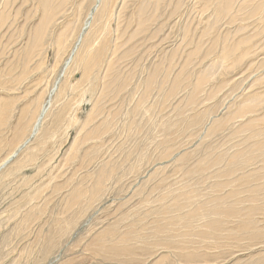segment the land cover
<instances>
[{
	"label": "rangeland",
	"instance_id": "1",
	"mask_svg": "<svg viewBox=\"0 0 264 264\" xmlns=\"http://www.w3.org/2000/svg\"><path fill=\"white\" fill-rule=\"evenodd\" d=\"M45 1L0 0V17L6 19L4 25L0 24V115L7 121L0 135L3 140L8 134L7 139L11 138V127L18 124L27 104L38 110L42 102L49 103L47 94L63 68L61 61L53 71L57 57L47 40L44 50L50 46V51L44 66L48 69L43 67L40 72L45 74L43 79L31 75L22 86L11 90L2 87L20 75L45 14L41 9L51 5V0ZM60 1L64 2L62 13L67 18L54 22L56 30L51 34L69 20L71 44L84 27L85 33L92 34L102 0H59L58 5ZM261 6L264 0H118L116 13L108 21L109 37H115L108 52L111 54L104 58L103 65L93 64L94 91L87 92L90 85H77L82 71L76 72L71 78L74 89L59 103L53 98L41 132L26 141L19 155L0 169V264H264V16L257 11ZM48 13L58 14L54 10ZM109 61L116 65L110 69L111 74ZM105 80L106 86L102 84ZM59 81L63 85L65 78ZM60 110L68 114L61 115L62 120ZM9 152L5 147L0 161ZM18 160H25L26 168L16 171L14 163ZM246 188L254 192L243 191ZM217 197L228 207L240 201L233 210L240 220L221 221L215 214ZM250 205L259 209L246 220V214L254 210ZM192 212L196 218H191ZM174 219L182 220L179 228L171 224ZM185 221H192L193 226L184 227ZM207 221L210 225L220 222L223 231L214 232ZM250 223L255 228L240 227ZM198 231L205 240L199 238ZM212 244L217 248L210 249ZM125 245L140 251L119 254V246ZM204 247L206 250H202ZM194 253L190 261L182 257ZM203 254L209 257L205 259Z\"/></svg>",
	"mask_w": 264,
	"mask_h": 264
},
{
	"label": "bare ground",
	"instance_id": "2",
	"mask_svg": "<svg viewBox=\"0 0 264 264\" xmlns=\"http://www.w3.org/2000/svg\"><path fill=\"white\" fill-rule=\"evenodd\" d=\"M39 1V0H38ZM47 1V0H46ZM45 1V2H46ZM58 1L59 0H51L50 2H51V5H52V3H55V5H58ZM69 1V0H68ZM82 1V0H81ZM154 1V0H153ZM156 1V3H159V2H162V1H164V0H155ZM235 1V0H234ZM76 2V1H75ZM118 2V0H102V4H101V7H100V9H99V11L97 10V12H98V15H97V18L94 20L95 21V25H94V28H93V30H92V34L90 33V34H87V33H85V27L83 28V29H81V31H79V34H77L76 36H75V38L72 36V38H74V42L71 44L70 43V41H71V35H69L68 34V32H69V29H70V27H71V20H69L68 21V23L67 24H65V25H63V27H62V29L60 30V31H57L54 35L53 34H51L54 30H56V29H54V22H56L57 20H59V19H66L67 17L65 16V14H63L62 13V7H63V5H64V2H61L60 1V3H59V5L58 6H51V5H49L48 4V6H45V5H47L46 3L45 4H43L45 7H44V9H41V10H43L44 11V16L42 17V19H41V23H40V25L36 28V32H35V35L33 36V45H32V49L28 52V53H26V56H25V63H23L24 65L21 67V73H20V75H18L17 76V78L15 79V80H13L12 82H10V84H9V86H7V85H5V86H2L4 89H10V88H16L17 86H22L23 85V83L25 82V80L27 79V78H29L31 75H34L36 78H37V80L38 79H41L42 77H44V75L42 76L41 74H40V72H41V70L43 69V67L45 66V64H46V62L48 61V55H49V48H50V46H49V48H46L45 50H44V47L47 45V40L48 41H50L51 42V45L54 47V51H55V54H56V57H57V60H56V66H54L53 67V71L54 72H56V69L59 67V65H60V63H61V61H63V63H61V64H63V65H61V66H63V68H62V71L60 72L61 74H60V76H59V79L53 84V87L52 88H50V91H49V94H47L48 95V99L50 100L49 101V103H48V101L46 102V103H41V105L38 107V110H33L32 109V106L30 105V104H27L26 105V107L24 108V109H22L23 111L21 112V114L19 115V119H18V124L16 125V126H13V127H11V131H12V135H11V138L10 139H7V137L10 135V134H8V135H6V139H2V137L0 138V153L3 151V149L5 148V147H8V150L10 149V152L8 153V155L5 157V158H3L1 161H0V169H3V167H5L6 165H8L9 163H11L12 161H13V158H15L16 156H17V153H18V151H20L24 146H25V144H26V141H29L30 139H32L33 137L35 138L36 136H37V134L38 133H40L41 132V128H42V126H43V122H44V120L50 115V108L52 107V101H54V97H55V99H57L58 100V103L61 101V99L68 93V91L70 92V90L72 91V89H74V84H73V81H72V79L71 78H73L74 77V74L76 73V72H78V71H82V78H81V81L77 84L78 86H83V85H86V86H88V85H90V87H88L89 88V90H88V88H87V92L88 91H91V93H92V91H94V86H93V83H92V80H91V77L93 76L92 75V71H93V64L96 62L97 64H99V65H103V63H104V58H106V56H107V54H108V52L110 51V49L112 48L111 47V40H113V39H111V36L109 37V35H110V33H109V30L111 29H109V27H108V21L113 17V15H115V6H116V3ZM119 2H120V0H119ZM66 3H67V1H66ZM152 3V2H151ZM74 4V3H73ZM119 4V3H118ZM227 4V3H226ZM40 5V4H39ZM120 5V4H119ZM41 7H42V5H40ZM80 6V5H79ZM218 6V5H217ZM195 7V6H194ZM37 8V7H36ZM74 8V7H73ZM162 8V7H161ZM218 8V7H217ZM38 9V8H37ZM98 9V8H97ZM160 9V8H159ZM159 9H158V11H159ZM49 10H54V12H56V13H58V14H55V15H52V16H50V14L48 13L49 12ZM63 10H64V8H63ZM224 10V9H223ZM226 11V10H225ZM258 14H262V16H264V7H259L258 8ZM65 12V11H64ZM77 12V11H76ZM38 13H40V12H38ZM90 13V12H89ZM74 16V15H73ZM90 16H93L94 17V15H93V12H91L90 13ZM158 16V15H157ZM76 17V16H75ZM141 17V16H140ZM73 18V17H72ZM143 18V17H142ZM157 18V17H156ZM263 18V17H262ZM5 17L4 16H2V17H0V24L1 25H4L3 23L5 22ZM39 20V19H38ZM37 20V21H38ZM73 20V19H72ZM113 20V19H112ZM111 20V21H112ZM155 20V19H154ZM66 21V20H65ZM64 21V22H65ZM114 21V20H113ZM90 22V21H89ZM88 22H86V24H87ZM153 23V22H152ZM60 24V23H59ZM85 24V25H86ZM0 25V26H1ZM117 25V24H116ZM141 25H145V22H142L141 23ZM148 26V25H147ZM205 26V25H204ZM264 26V25H263ZM2 27V26H1ZM2 29V28H1ZM76 29V28H75ZM117 29V28H116ZM1 32V31H0ZM112 32H113V30H112ZM111 32V33H112ZM116 33V32H115ZM113 34V33H112ZM111 34V35H112ZM147 34V33H146ZM29 36V35H28ZM113 37V36H112ZM99 41V42H98ZM243 43V42H242ZM113 44V43H112ZM240 46V45H239ZM232 48V47H231ZM113 49H114V47H113ZM236 49V48H235ZM18 51V50H17ZM225 51V50H224ZM227 52H228V50H226ZM226 51H225V53H226ZM230 51V50H229ZM20 52V51H19ZM231 52V51H230ZM233 53H235L234 51H232ZM237 53H238V50H237ZM109 54H111V53H109ZM108 54V55H109ZM229 53H227V55H228ZM231 54V53H230ZM51 55V54H50ZM53 55V54H52ZM67 55V59H65V60H63V57L64 56H66ZM236 55V54H235ZM220 56V55H219ZM231 56V55H230ZM110 57V56H109ZM242 57H243V55H242ZM53 58V57H52ZM151 58V57H150ZM219 58V57H218ZM228 57H226V59H227ZM239 57H237V59H238ZM35 59H37L38 61H36L35 62ZM58 59H60V60H58ZM225 59V60H226ZM237 59H236V61H237ZM55 61V60H54ZM116 61V60H115ZM235 61V60H234ZM52 62V61H51ZM239 62V61H238ZM49 64V63H48ZM106 64V63H105ZM117 64V63H116ZM50 65V64H49ZM108 65L109 66H107V69H108V71H110V69L111 68H115V66L116 65H114V63H112V62H110L109 61V63H108ZM51 66H53V63L51 64ZM102 67V66H101ZM101 67L99 68V69H101ZM104 67H106V66H104ZM3 68V67H2ZM45 68V67H44ZM61 68V67H60ZM98 68V67H97ZM103 68V67H102ZM8 69V68H7ZM45 69H48V68H45ZM114 70V69H113ZM112 70V71H113ZM98 71V70H97ZM102 71H103V69H102ZM101 71V73H103ZM3 72V71H2ZM100 72V71H99ZM98 72V73H99ZM42 74H43V71H42ZM47 74V73H46ZM110 74H111V71H110ZM109 74V75H110ZM143 74V73H142ZM92 75V76H91ZM105 75V74H104ZM108 75V76H109ZM153 75V74H152ZM6 76V75H5ZM11 76V75H10ZM95 76V75H94ZM96 76H98V75H96ZM151 76V75H150ZM155 76V75H154ZM1 77V76H0ZM113 77V76H112ZM36 78H35V80L34 81H36ZM61 78H65V81L63 82V85H60L61 83H60V81L59 80H61ZM94 78H96V77H94ZM156 78V77H155ZM154 78V79H155ZM43 79V78H42ZM92 79H93V77H92ZM96 79H102V78H96ZM104 79V78H103ZM148 79V78H147ZM33 80V79H32ZM181 80V79H180ZM201 80V79H200ZM59 81V82H58ZM98 81V80H97ZM102 81V80H101ZM107 81H110V80H107ZM208 81V80H207ZM58 82V83H57ZM106 82V80L105 81H103V85H105L104 83ZM154 82V81H153ZM201 82V81H200ZM198 83V82H197ZM2 84V83H1ZM8 84V83H7ZM29 84V83H28ZM27 84V85H28ZM33 84V83H32ZM38 84V83H37ZM101 84V85H102ZM151 84H152V79L149 81V83L147 84L146 83V85H148L147 86V89H149V87H151ZM202 84V83H201ZM200 84V85H201ZM206 84V83H205ZM204 84V85H205ZM30 85V84H29ZM45 85H47V84H45ZM109 85V84H108ZM107 85V86H108ZM145 85V84H144ZM198 85V84H197ZM196 85V86H197ZM199 85V86H200ZM31 86H33V85H31ZM40 86V85H39ZM96 86L97 85H95V91H96ZM106 86V85H105ZM112 86H114V85H112ZM203 86V85H202ZM1 87V88H2ZM100 86H98V88H99ZM104 87V86H103ZM146 87V86H145ZM153 87V86H152ZM2 88V89H3ZM28 88V87H27ZM26 88V89H27ZM31 89H33L32 87H30ZM40 88V87H39ZM86 88V87H85ZM101 88V87H100ZM199 88V87H198ZM105 89V92H106V88H104ZM143 89H145V88H143ZM153 89V88H152ZM200 89V88H199ZM11 90V89H10ZM40 90V89H39ZM42 90V89H41ZM99 90V89H98ZM195 90H196V87H195ZM198 90V89H197ZM86 91V90H85ZM144 91V90H143ZM148 91V90H147ZM201 91V90H200ZM26 92V91H25ZM37 92H38V90H37ZM1 93V92H0ZM24 93V92H23ZM22 93V94H23ZM30 93H34V92H30ZM47 93V92H46ZM83 94H84V91L82 92ZM144 93V92H143ZM147 93V92H146ZM176 93V92H175ZM5 94V93H4ZM25 94V93H24ZM36 94V93H35ZM98 94H99V92H98ZM102 94H104V93H102ZM145 94V93H144ZM148 94V93H147ZM96 95V94H95ZM94 95V96H95ZM101 95V94H100ZM106 95V94H105ZM33 96V95H32ZM45 96V95H44ZM81 96V95H80ZM85 96H86V93H85ZM102 96V95H101ZM108 96V95H107ZM147 96V95H146ZM37 97V96H36ZM43 98V97H42ZM42 98L39 96V100H42ZM66 98V97H65ZM84 98V97H83ZM99 98H101V97H99ZM30 99V98H29ZM44 99H45V97H44ZM11 100V99H10ZM81 100V99H80ZM86 100H87V98H86ZM6 101V100H5ZM83 101L85 102V99H83ZM82 101V102H83ZM99 101V100H98ZM108 101V100H107ZM55 102V101H54ZM81 102V101H80ZM3 103H4V101H3ZM25 103V102H24ZM37 103V102H36ZM48 103V104H47ZM1 104H2V101H1ZM81 105H82V103H80ZM98 104H99V102H98ZM63 105H64V103H63ZM34 107H35V104L33 105ZM68 106V105H67ZM33 107V108H34ZM62 107V106H61ZM61 107H59V109H62ZM66 107V106H65ZM71 107V106H70ZM37 109V108H36ZM64 109V108H63ZM71 108H69V110H70ZM1 110V109H0ZM68 109H67V111H69ZM247 110V109H246ZM252 110V109H251ZM4 111V110H3ZM21 111V110H20ZM52 111V110H51ZM61 111V110H60ZM59 111V112H60ZM66 111V110H65ZM65 113V112H64ZM5 114H6V112H5ZM4 113H3V115H5ZM57 114H58V112H57ZM7 115V114H6ZM52 115V114H51ZM61 115H63V112L61 111L60 112V114H58V116H59V118H60V120H62L61 119ZM67 112H66V116L65 115H63V116H65V117H67ZM53 116V115H52ZM63 116H62V118H63ZM11 118V117H10ZM56 118H57V115H56ZM59 118L57 119V120H59ZM71 118V117H70ZM8 119V118H7ZM56 120V119H55ZM73 120H74V117H73ZM46 121H47V119H46ZM75 121V120H74ZM6 119L2 116V115H0V135L3 133V129L2 128H4L5 126H6ZM63 122V121H62ZM10 123V122H9ZM8 123V124H9ZM56 123H57V121H56ZM60 123V122H59ZM58 123V124H59ZM65 123V122H64ZM7 124V125H8ZM11 124V123H10ZM63 124V123H62ZM74 124V123H73ZM164 124V123H163ZM60 125V124H59ZM66 125V124H65ZM10 126V125H9ZM8 127V126H7ZM60 127V126H59ZM163 126H161V128H162ZM164 127H167V126H164ZM169 127V126H168ZM175 127V126H174ZM177 127V126H176ZM7 129H9V128H6V131H8ZM166 129V128H165ZM177 129V128H176ZM180 129V127L178 128V130ZM43 130V129H42ZM50 130V128L48 129V131ZM52 130V129H51ZM50 130V131H51ZM171 129L169 128V131H170ZM175 129H173V131H174ZM182 130V129H181ZM180 130V131H181ZM11 131H9L10 133H11ZM53 131V130H52ZM163 131V130H162ZM168 131V130H167ZM168 131V132H169ZM104 132H106V131H104ZM164 132H165V130H164ZM8 132H6V134H7ZM55 133V132H54ZM171 131H170V134H168V135H170L171 136ZM182 133H183V130H182ZM105 134V133H104ZM180 134V133H179ZM28 135V136H27ZM164 135V134H163ZM27 136V137H26ZM183 136V135H182ZM3 137H5V135L3 136ZM174 137V136H173ZM178 137H180V136H178ZM177 136H175L174 138L176 139V138H178ZM42 138V137H41ZM44 138V137H43ZM47 139V138H46ZM41 140V139H40ZM255 140H256V138H255ZM40 142V141H39ZM38 142V143H39ZM257 142V141H256ZM261 145H262V143H261ZM27 146V145H26ZM195 149V148H194ZM7 150V149H6ZM23 150V149H22ZM166 150V149H165ZM5 152V151H4ZM4 152H3V154H4ZM250 154V153H249ZM248 154V155H249ZM253 154V153H252ZM18 155H19V153H18ZM255 155H257V154H255ZM1 156V155H0ZM4 156V155H3ZM253 156V155H252ZM260 156V155H259ZM263 156V155H262ZM2 157V156H1ZM261 157V156H260ZM260 157H258V158H260ZM234 157H232V159H233ZM248 158H250V157H248ZM1 159V158H0ZM229 159H231V158H229ZM236 159V158H235ZM263 159V158H262ZM212 160V159H211ZM217 160V159H216ZM219 160H222V159H219ZM218 160V161H219ZM243 160V159H242ZM248 160V159H247ZM250 161H252V162H254L253 160H251V159H249ZM260 160V159H259ZM196 161V160H195ZM225 161V160H224ZM241 161V160H240ZM239 161V162H240ZM220 162V161H219ZM221 162H223V161H221ZM230 162V164H231V161H229ZM247 162V161H246ZM199 163V162H198ZM201 163V162H200ZM211 163V162H210ZM237 163V162H236ZM235 162H234V164H236ZM247 163H249V162H247ZM246 163V164H247ZM226 164H228V163H226ZM240 164V163H239ZM250 164V163H249ZM249 164H247L248 166L247 167H249ZM14 165H15V167H16V171L18 170H22V169H24V168H26V162H25V160L24 161H22V160H18L17 161V163H14ZM201 165V164H200ZM220 165V164H219ZM241 165V164H240ZM243 165H244V163H243ZM251 165V164H250ZM253 165V164H252ZM263 165V164H262ZM196 166V165H195ZM242 166V165H241ZM240 166V167H241ZM254 166V165H253ZM264 166V165H263ZM201 167V166H200ZM231 167H233V165H231ZM239 167V166H238ZM238 167H236L235 166V168H238ZM243 167H245V166H242L241 168H243ZM13 168V167H12ZM197 168H198V166H197ZM204 168H206V167H204ZM230 168V167H229ZM112 169V168H111ZM117 169V168H116ZM191 169H192V166H191ZM232 168H230V170H231ZM239 169V168H238ZM248 169V168H247ZM200 170L201 169H199V172H200ZM229 170V169H228ZM243 170H246V169H243ZM115 171V170H114ZM227 171V170H226ZM232 171H234L233 169L230 171V172H232ZM111 172V171H110ZM116 172V171H115ZM228 172V171H227ZM239 172V171H238ZM246 173H247V170L245 171ZM106 173V172H105ZM104 173V174H105ZM216 173H218L217 171H216ZM223 172H221V174H222ZM6 174V173H5ZM9 174V173H8ZM12 174V173H11ZM203 174V173H202ZM202 174H201V177H202ZM212 174H213V172H212ZM214 174H215V172H214ZM220 174V175H221ZM111 175V174H110ZM199 175V174H198ZM205 175H207V174H205ZM211 175V174H210ZM216 175V174H215ZM226 175V174H225ZM224 175V176H225ZM247 175V174H246ZM6 176H7V174H6ZM109 176V175H108ZM208 176V175H207ZM212 176V175H211ZM217 176V175H216ZM216 176L214 177V178H216ZM227 176H229V175H227ZM233 176V175H232ZM235 176H236V174H235ZM234 176V177H235ZM110 177V176H109ZM195 177H196V175H195ZM198 177V176H197ZM196 177V178H197ZM233 177V178H234ZM106 178H108V177H106ZM196 178H194V179H196ZM204 178V177H203ZM206 178V177H205ZM246 178H247V176H246ZM245 178V179H246ZM249 178V177H248ZM99 179H100V177H99ZM111 179V178H110ZM101 180V179H100ZM100 180H99V183L98 184H100V186H102V182H100ZM212 180V179H211ZM217 180V179H216ZM219 180V179H218ZM248 180V179H247ZM247 180H245V182L247 181ZM98 181V180H97ZM196 181H197V179H196ZM195 181V182H196ZM220 181V180H219ZM224 180H222V182H223ZM229 181V180H228ZM228 181H226V182H228ZM233 181H235V180H233ZM251 181V180H250ZM194 182V183H195ZM211 182V181H210ZM231 182V181H230ZM229 182V183H230ZM242 183L244 182V180L243 181H241ZM247 182H249V181H247ZM96 183V182H95ZM202 183V182H201ZM196 184V183H195ZM211 184H213V183H211ZM228 184V183H227ZM104 185V184H103ZM197 185H198V183H197ZM197 185H195V187H199V186H197ZM209 185H210V183H209ZM226 185V184H225ZM236 185V184H235ZM237 185H238V183H237ZM99 186V187H100ZM212 186V185H211ZM234 186V185H233ZM233 186H232V188H233ZM230 187H231V184H230ZM248 187H250V186H248ZM211 188V187H210ZM212 188H214V185H213V187ZM231 188V189H232ZM238 188V187H237ZM89 189V188H88ZM183 189H185V188H183ZM197 189V188H196ZM203 189V188H202ZM218 189V188H217ZM223 189V188H222ZM224 189H225V187H224ZM250 189V194H251V192H254V191H251V189L252 188H249ZM249 189L248 188H246L245 190L243 189V191H249ZM253 189H254V187H253ZM182 190V189H181ZM190 190V189H189ZM192 190V189H191ZM194 190V189H193ZM203 190H205V188L203 189ZM228 190V189H227ZM240 190V189H239ZM239 190H237V191H239ZM99 191V190H98ZM195 191V190H194ZM217 191H221V189L220 190H217ZM231 191H234V190H231ZM242 191V190H241ZM260 191V190H259ZM181 192V191H180ZM182 192H185V190L184 191H182ZM193 192V191H192ZM196 192V191H195ZM198 192V191H197ZM203 192V191H202ZM262 192V191H261ZM179 193V192H178ZM187 193V192H186ZM190 193V192H189ZM201 192H199V194H200ZM211 193H216V192H211ZM210 193V195H212ZM248 193V192H247ZM247 193H245V194H247ZM166 194V193H165ZM164 194V195H165ZM197 194V193H196ZM195 194V195H196ZM198 194V195H199ZM205 194V193H204ZM220 194V193H219ZM222 194V193H221ZM259 194V193H258ZM169 195V194H168ZM178 195V194H177ZM186 195V194H185ZM185 195H184V197H185ZM188 195V194H187ZM195 195H192V196H194L195 197ZM254 195V194H253ZM264 195V194H263ZM97 196V195H96ZM171 196V195H170ZM200 196V195H199ZM207 197H208V195H206ZM241 196V195H240ZM259 196V195H258ZM173 197H175V195L174 196H172V198ZM183 197V198H184ZM190 197V196H189ZM205 197V196H204ZM203 197V198H204ZM210 197H212V196H210ZM209 197V198H210ZM224 196H222L221 195V198H223ZM245 197H247V196H245ZM218 198V197H217ZM227 198H229V197H227ZM230 198H232V197H230ZM252 198H254V196H252ZM94 199V198H93ZM169 199H171V197H169ZM193 199V198H192ZM196 199H198V197L196 198ZM196 199H194V200H196ZM212 199V198H211ZM233 199V198H232ZM240 199H242V198H240ZM239 199V200H240ZM246 199V198H245ZM244 199V200H245ZM263 199V198H262ZM193 200V201H194ZM202 200V199H201ZM201 200L200 201H198V203H200L201 204ZM204 200V199H203ZM208 200H210V199H208ZM207 200V201H208ZM217 200V199H216ZM169 201H171V200H169ZM206 201V200H205ZM205 201L204 202H202L203 204L205 203ZM218 209H216V215H217V217H219L220 218V220L222 221V220H224V222L225 221H228V220H234L235 221V219L236 218H239V220H240V217L238 216V214L237 213H234L233 212V210L235 209V206H237L238 204H240L239 202L240 201H235V203L233 204V203H231V204H233V206H229L230 208H231V211H230V208L228 207V206H226L225 205V203L224 204H222V202L219 200V198H218ZM252 201H254V200H252ZM181 202V201H180ZM242 202V201H241ZM245 202V201H244ZM255 202V201H254ZM178 203H179V201H178ZM181 203H183V202H181ZM185 203H186V201H185ZM193 203V202H192ZM195 203V202H194ZM197 203V204H198ZM213 203V202H212ZM230 203V202H229ZM175 204V203H174ZM177 204V203H176ZM187 204V203H186ZM186 204H182V205H186ZM190 204H191V202H190ZM179 205H181V204H179ZM194 205V207H195V204H193ZM209 205V204H208ZM215 205H217V204H215ZM258 205V204H257ZM256 205V206H257ZM165 206H166V208L167 207H170V205L169 206H167L166 204H165ZM178 206V205H177ZM187 206V205H186ZM190 206V205H189ZM192 206V205H191ZM202 206V205H201ZM204 206H205V204H204ZM242 206V205H241ZM243 206H245V205H243ZM251 206V205H250ZM256 206H251V208L252 209H254V210H251L250 212H248L247 214H246V217H247V219L246 220H251L252 218H253V216H254V214H256V212L258 211V209H259V207H258V209L256 208ZM174 207V206H173ZM175 207H176V205H175ZM188 207V206H187ZM186 207V208H187ZM196 207H199V205L198 206H196ZM209 207V206H208ZM246 207V206H245ZM162 208H163V205H162ZM193 208V207H192ZM191 208V209H192ZM202 208V207H201ZM204 208V207H203ZM214 208V207H213ZM213 208H211V209H213ZM250 208V209H251ZM169 209V208H168ZM175 209H177V208H175ZM179 209V208H178ZM188 209H190V208H188ZM191 209H190V211H191ZM197 209V208H196ZM209 210H210V207L208 208ZM215 209V208H214ZM213 209V211H215ZM236 209H238V207L236 208ZM243 209V208H242ZM249 209V210H250ZM161 210H163V209H161ZM165 210V209H164ZM167 210V209H166ZM165 210V211H166ZM203 210V209H202ZM239 210H241V207H240V209ZM262 210V209H261ZM260 210V211H261ZM181 211V210H180ZM184 211V210H183ZM188 211V210H187ZM32 212H33V210H32ZM189 212V211H188ZM206 212H208V210L206 209ZM211 212V211H210ZM174 214H175V212H173ZM209 213V212H208ZM211 213H214V212H211ZM167 214V213H166ZM171 214H172V212H171ZM170 214V215H171ZM178 215H179V213H177ZM185 215H186V213H184ZM190 214V213H189ZM192 214L193 215H191V218H193L192 216H195L194 215V213L192 212ZM206 214V213H205ZM243 214V213H242ZM158 215V214H157ZM168 215V214H167ZM182 215V214H181ZM202 215H204V214H202ZM209 215V214H208ZM163 215H161V217H162ZM205 216V215H204ZM214 216V215H213ZM213 216H211V217H213ZM244 216V215H243ZM164 217H165V214H164ZM179 217V216H178ZM182 217V216H181ZM186 217H187V215H186ZM198 217H200V216H198ZM203 217V216H202ZM210 217V216H209ZM28 218V217H27ZM194 218H196V216L194 217ZM204 219H205V217H203ZM162 219V218H161ZM189 219V218H188ZM213 219V218H212ZM140 220V219H139ZM175 221H173V222H175V223H171V224H175V227H178V225L180 224V222L182 221V220H180V219H174ZM217 220H219L218 218H217ZM216 220V221H217ZM253 220H255V218L253 219ZM257 220V219H256ZM23 221H26V220H22V222ZM156 221V220H155ZM170 222H171V220H169ZM203 221V220H202ZM210 221V220H209ZM212 221V220H211ZM230 221V222H231ZM233 221V222H234ZM159 222V221H158ZM162 222H163V224L165 223H167V220H166V222H164L163 220H162ZM204 222V221H203ZM208 222V221H207ZM213 222V221H212ZM254 222V221H253ZM255 222H258V221H255ZM66 223V222H65ZM137 223H139L138 222V220H137V222H136V224ZM157 223V222H156ZM195 223V222H194ZM200 223V222H199ZM209 224H208V227H210L214 232H221V231H223V228L221 227V224H220V222H217V225H210V222H208ZM215 223V222H214ZM238 223H240V222H238ZM247 223V222H246ZM249 223V222H248ZM59 224H60V222H59ZM140 224H142V223H140ZM139 224V225H140ZM167 224H169V223H167ZM182 224H184V227H185V225H188L189 227H191V225H192V221H185L184 223H182ZM205 224H207V223H205ZM213 224V223H212ZM257 223H255V226H257L256 225ZM62 225V224H61ZM152 226H154L153 224H151ZM150 225V226H151ZM156 225V224H155ZM160 224H158V226H159ZM237 225H239V224H237ZM251 225H253V224H246V225H241L240 227H244V228H246V229H250L251 227H253V226H251ZM143 226V225H142ZM161 226H162V224H161ZM193 226V225H192ZM202 226V225H201ZM263 226V225H262ZM136 227H137V225H136ZM167 228H168V225L166 226ZM171 227H173V226H171ZM174 227V228H175ZM183 227V228H184ZM207 227V228H208ZM261 227V226H260ZM259 227V228H260ZM55 228V227H54ZM58 228H59V225H58ZM143 228V227H142ZM167 228H166V230L165 231H167ZM179 228V227H178ZM209 228V229H210ZM253 228H255V227H253ZM252 228V229H253ZM256 228H258V227H256ZM134 230H135V226H134V228H133ZM137 229V228H136ZM139 229V228H138ZM144 229V228H143ZM142 229V230H143ZM159 229V228H158ZM161 229V228H160ZM55 230V229H54ZM140 230V229H139ZM141 230V231H142ZM175 230V229H174ZM204 230V229H203ZM241 230V229H240ZM56 231V230H55ZM60 231V230H59ZM144 231H146V230H144ZM158 231V230H157ZM201 231V230H200ZM200 231H198L199 232V234H198V236H199V238L201 237V238H203V240H205L204 238H206V236L205 237H202L201 235H200ZM228 231V230H227ZM254 231V230H253ZM129 232V235H130V231H128ZM154 232V231H153ZM156 232V231H155ZM246 232H247V230H246ZM159 233H161V231H159ZM184 233V232H183ZM189 235H190V233L189 232H187ZM186 233V234H187ZM197 233V232H196ZM207 233V232H206ZM210 233H212V232H210ZM239 233V232H238ZM244 233V232H243ZM249 233V232H248ZM248 233H247V235H248ZM251 233H253V232H251ZM56 235L58 234L57 232L55 233ZM164 234V233H163ZM168 234V232L166 233V235ZM187 234V235H188ZM209 234V233H208ZM213 234V233H212ZM211 234V235H212ZM254 234H256L255 232H254ZM253 234V235H254ZM128 235V236H129ZM138 235H139V233H138ZM172 235V234H171ZM176 235V234H175ZM203 235H205V234H203ZM215 235H217L218 236V234L216 233ZM220 235V234H219ZM225 235V234H224ZM228 235V234H227ZM233 235V234H232ZM234 235H236L237 236V234H234ZM233 235V236H234ZM245 235V234H244ZM250 235V234H249ZM140 237H141V235H139ZM144 236V235H143ZM148 236H151V235H149L148 234ZM177 236V235H176ZM193 236H196V234H194L193 233ZM198 236H197V239H199L198 238ZM221 236H223V235H221ZM231 236V235H230ZM240 236V235H239ZM238 236V238H240ZM243 235L241 234V237H242ZM255 236V235H254ZM254 236H252L253 237V239H254ZM162 237V236H161ZM160 237V238H161ZM173 237H174V235H173ZM190 237V236H189ZM188 237V238H189ZM225 237V236H224ZM244 237V236H243ZM131 238V237H130ZM166 238V237H165ZM192 238V237H191ZM200 238V239H201ZM210 238H212V237H210ZM260 238V237H259ZM134 239H135V237H134ZM137 239H139V238H137ZM170 239V238H169ZM168 239V240H169ZM187 239V238H186ZM190 239V238H189ZM193 239V238H192ZM199 239V240H200ZM213 239V238H212ZM221 239V238H220ZM223 239V238H222ZM225 239H227V238H225ZM257 239V238H256ZM136 240V239H135ZM172 240V239H171ZM176 240V239H175ZM174 240V241H175ZM126 241V240H125ZM124 241V242H125ZM151 241V240H150ZM159 241V240H158ZM206 241H210V240H206ZM257 241V240H256ZM255 241V242H256ZM123 242V241H122ZM127 242H128V240H127ZM181 242V241H180ZM192 242V241H191ZM210 242H212V241H210ZM247 242H248V240H247ZM260 242H261V240H260ZM53 243V242H52ZM137 243V242H136ZM140 243H141V241H140ZM178 243V242H177ZM176 243V244H177ZM184 243V242H183ZM183 243H182V245H181V247H180V249H181V253H183L184 251H185V246L183 247ZM196 243H200V242H198V241H196ZM215 243V242H214ZM217 243V242H216ZM223 243V242H222ZM227 243V242H226ZM225 243V244H226ZM243 243V242H242ZM242 243H240V244H242ZM250 243V242H249ZM55 244V243H54ZM165 244H166V242H165ZM187 244V243H186ZM220 244V243H219ZM224 244V243H223ZM232 244V243H231ZM236 243H234V245H235ZM244 244V243H243ZM253 244H255L254 242H252V245ZM260 244V243H259ZM111 245V244H110ZM109 245V246H110ZM118 245V244H117ZM141 245H143V244H141ZM188 245V244H187ZM198 245V244H197ZM213 245V244H212ZM237 245V244H236ZM247 245V244H246ZM249 245V244H248ZM51 246H52V244H51ZM98 246H100V248H103L104 250L105 249H108V248H106V245L105 244H99ZM127 245H125L124 247H120L119 246V249H120V251H119V254H121V255H123V253L124 252H126V251H131L132 253L135 251V250H138V251H140V249H136V248H134V249H130V248H127L126 247ZM130 246V245H129ZM132 246V245H131ZM194 246V245H193ZM196 246V245H195ZM199 246V245H198ZM209 246V245H208ZM240 246V245H239ZM242 246V245H241ZM262 246V245H261ZM169 247V245H167V247H166V249ZM207 247V246H206ZM220 247V246H219ZM229 247V246H228ZM233 247V246H232ZM243 247V246H242ZM241 247V248H242ZM255 247V246H254ZM263 247V246H262ZM124 248V249H123ZM133 248V247H132ZM155 248V247H154ZM163 248H165V247H163ZM174 248V247H173ZM176 248V247H175ZM188 248V247H187ZM194 248V247H193ZM205 248V247H204ZM202 249V250H206V248L205 249ZM210 248V247H209ZM217 248V245H213V248H210V249H216ZM223 248V247H222ZM225 248V247H224ZM234 248V247H233ZM248 248V247H247ZM250 248V247H249ZM249 248H248V250H249ZM169 249V248H168ZM190 249V248H189ZM210 249H209V251H210ZM221 249V248H220ZM230 249L232 250V248L230 247ZM236 249V248H235ZM240 249V248H239ZM111 250V249H110ZM142 250V249H141ZM171 250V249H170ZM177 250V249H176ZM192 250V249H191ZM197 250V249H196ZM226 250L228 251V248H226ZM238 250V249H237ZM102 251V250H101ZM165 251V250H164ZM174 251V250H173ZM179 251V250H178ZM195 250H193V252H194ZM208 251V250H207ZM208 251V252H209ZM213 251V250H212ZM220 251V250H219ZM225 250H223V252H224ZM230 251V250H229ZM235 251V250H234ZM104 252V251H103ZM141 252H143V251H141ZM177 252V251H176ZM186 252V251H185ZM187 252H188V250H187ZM217 252V251H216ZM232 252V251H231ZM109 254H111L110 253V251L108 252ZM140 253V252H139ZM139 253H138V255H139ZM173 253V252H172ZM190 253V252H189ZM197 253V252H196ZM213 253V252H212ZM234 253V252H233ZM102 254V253H101ZM104 254V253H103ZM108 254V255H109ZM134 254V253H133ZM140 254H142V253H140ZM184 254V253H183ZM207 254V253H206ZM217 254V253H216ZM135 255V254H134ZM138 255H137V257H138ZM173 255H174V253H173ZM179 255H181V254H179ZM188 255H190V254H188ZM196 255H198V254H196ZM203 255H205V254H203ZM208 255V254H207ZM207 255H205L206 256V258H205V256H204V258L205 259H207V257H209V256H207ZM103 256V255H102ZM170 256V255H169ZM168 256V257H169ZM175 256V255H174ZM187 257V260H192V258H195L194 256H195V253H194V255L192 254V255H190V256H186V255H182V257ZM200 256V255H199ZM136 257V256H135ZM167 257V256H166ZM176 257V256H175ZM179 257V256H178ZM181 257V256H180ZM179 257V258H180ZM184 257V258H185ZM211 257V256H210ZM199 258V257H198ZM201 258V257H200ZM181 259V258H180ZM183 259V258H182ZM200 259H198V261H199ZM209 260V259H208ZM126 261V260H125ZM127 261H128V259H127ZM129 261H130V259H129ZM177 261V260H176ZM175 260H174V262H176ZM197 262V261H196ZM199 262H201V261H199ZM203 262V261H202ZM136 263V262H135ZM194 263V262H193ZM208 263V262H207ZM213 263H214V261H213ZM129 264V263H128ZM131 264V263H130ZM132 264H133V262H132ZM201 264V263H200ZM208 264H210V263H208ZM259 264H260V262H259ZM262 264V263H261Z\"/></svg>",
	"mask_w": 264,
	"mask_h": 264
}]
</instances>
